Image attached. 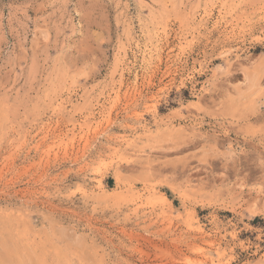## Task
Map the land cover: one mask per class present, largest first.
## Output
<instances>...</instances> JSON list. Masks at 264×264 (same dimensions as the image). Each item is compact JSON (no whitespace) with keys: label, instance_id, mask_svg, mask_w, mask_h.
<instances>
[{"label":"rangeland","instance_id":"374dc122","mask_svg":"<svg viewBox=\"0 0 264 264\" xmlns=\"http://www.w3.org/2000/svg\"><path fill=\"white\" fill-rule=\"evenodd\" d=\"M60 263L264 264V0H0V264Z\"/></svg>","mask_w":264,"mask_h":264},{"label":"bare ground","instance_id":"6f19581e","mask_svg":"<svg viewBox=\"0 0 264 264\" xmlns=\"http://www.w3.org/2000/svg\"><path fill=\"white\" fill-rule=\"evenodd\" d=\"M8 230H9V229H8ZM31 236L33 237V234H31ZM32 239H33V238H32ZM38 239H40V238H38ZM41 240H42V239H41ZM36 241H37V239H36ZM38 243H39V242H38ZM38 243H37V245H39ZM45 245H46V244H45ZM27 246H29V245H27ZM33 246H34V245H33ZM27 248H28V247H27ZM52 251H55V250H52ZM44 256H45V255H44ZM50 257H51V255H50ZM53 257H54V256H53ZM66 257H67V256H66ZM55 259H56V258H55ZM62 260H63V259H62ZM56 261H57V260H56ZM57 262H58V261H57ZM61 262H62V261H61ZM58 263H59V262H58ZM62 263H64V262H62ZM60 264H61V263H60Z\"/></svg>","mask_w":264,"mask_h":264}]
</instances>
